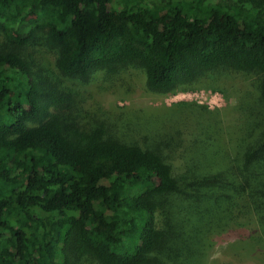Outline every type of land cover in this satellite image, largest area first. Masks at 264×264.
<instances>
[{
    "label": "trees",
    "instance_id": "obj_1",
    "mask_svg": "<svg viewBox=\"0 0 264 264\" xmlns=\"http://www.w3.org/2000/svg\"><path fill=\"white\" fill-rule=\"evenodd\" d=\"M132 68L161 93L247 92L235 153L205 127L85 121L65 80ZM263 121L264 0H0V264H200V232L261 253Z\"/></svg>",
    "mask_w": 264,
    "mask_h": 264
},
{
    "label": "rangeland",
    "instance_id": "obj_2",
    "mask_svg": "<svg viewBox=\"0 0 264 264\" xmlns=\"http://www.w3.org/2000/svg\"><path fill=\"white\" fill-rule=\"evenodd\" d=\"M154 9L162 13L159 8ZM47 55L51 60L55 58L52 53ZM65 85L78 93L76 108L85 121L90 120L94 124L114 122L113 125L124 129L131 139H141L143 134H138L139 128H154L156 123L152 120L159 119L164 131H174L172 129L175 128L184 131L187 137L192 135L190 139L196 138L201 127L209 128L207 134L211 140H207L220 153L223 149L225 153L234 154L237 149L239 125L243 118L245 120V113L242 112L245 102L242 99L247 92L239 98H227L225 91L216 89L161 93L146 86L145 76L138 68L130 69L123 76L99 71L87 82L79 79L65 80ZM251 89L249 93L254 92V88ZM201 139L206 140L205 137ZM185 156L182 150L175 151L173 155L176 159L179 157V160ZM201 233L197 236L200 243L195 251L197 262L199 258L205 257V261L202 259L200 264H264V250L261 253L258 250L262 248L258 247L262 243L253 244L258 249L250 252L251 244L244 241L232 244L235 240L227 239L225 233L210 234L206 243ZM256 251L255 257L249 256ZM226 252L234 253L225 257Z\"/></svg>",
    "mask_w": 264,
    "mask_h": 264
}]
</instances>
